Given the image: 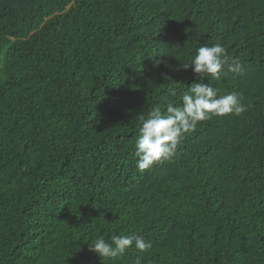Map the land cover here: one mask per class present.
I'll return each instance as SVG.
<instances>
[{"label": "trees", "instance_id": "1", "mask_svg": "<svg viewBox=\"0 0 264 264\" xmlns=\"http://www.w3.org/2000/svg\"><path fill=\"white\" fill-rule=\"evenodd\" d=\"M217 43L242 75L182 68ZM194 82L247 111L139 171L140 116ZM112 235L152 247L89 252ZM0 264H264V0H0Z\"/></svg>", "mask_w": 264, "mask_h": 264}, {"label": "clouds", "instance_id": "2", "mask_svg": "<svg viewBox=\"0 0 264 264\" xmlns=\"http://www.w3.org/2000/svg\"><path fill=\"white\" fill-rule=\"evenodd\" d=\"M182 68L191 69L198 81L209 77L218 81L225 69L237 76L243 74L241 62L230 58L219 43L199 47L190 63H185ZM168 92L172 97L177 95L171 87ZM246 111V106L240 102L235 92L219 95L218 90L210 83H192L183 93L179 105L169 101L165 111L156 108L146 117L140 116L139 136L134 153L137 169L144 172L161 160L173 156L183 136L194 130L198 122L212 116H239ZM151 247L152 244L140 236L112 235L109 240L104 236L96 238L88 245V250L101 258H116L130 248L144 252Z\"/></svg>", "mask_w": 264, "mask_h": 264}]
</instances>
